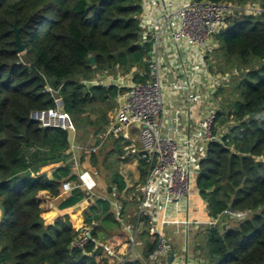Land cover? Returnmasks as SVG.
<instances>
[{
	"label": "trees",
	"instance_id": "obj_1",
	"mask_svg": "<svg viewBox=\"0 0 264 264\" xmlns=\"http://www.w3.org/2000/svg\"><path fill=\"white\" fill-rule=\"evenodd\" d=\"M197 1L244 5L248 0ZM141 15L142 0H0V264H98L102 249L96 227L90 229L94 241L79 249L73 242L84 227L76 228L68 217L45 224L44 196L57 197L62 183L77 176L70 166L71 133L42 128L31 115L56 108L60 99L76 132L91 128L94 134L104 133L120 91L92 82L133 69L145 71L135 73V82L149 79L152 45L149 35L143 37ZM243 16L222 31L219 46L225 64L241 69L237 99L230 115H216L214 139L196 175L210 217L222 219L197 246L205 264H264V19L255 13ZM14 29L24 46L21 54L15 52ZM229 118L234 124L218 138L216 124ZM113 141L112 152L124 155L129 143ZM83 160L90 161V170L98 167L94 152H83L80 164ZM139 170L142 182L143 160ZM113 183L119 193L125 190L116 172ZM82 195L73 189L61 206L77 204ZM96 203L106 217L103 225L115 224L109 203ZM126 205L122 201V210ZM227 210L252 217L228 228ZM99 218L87 214L85 225ZM145 245L147 259L156 242L147 239Z\"/></svg>",
	"mask_w": 264,
	"mask_h": 264
},
{
	"label": "built area",
	"instance_id": "obj_2",
	"mask_svg": "<svg viewBox=\"0 0 264 264\" xmlns=\"http://www.w3.org/2000/svg\"><path fill=\"white\" fill-rule=\"evenodd\" d=\"M174 1L173 7L169 8L167 0H142V17L149 18V26H142L143 37H151V56L149 59V79L146 82H135L128 76L117 77L114 84L120 91L117 97L114 113L109 118V125L102 135L103 139L130 140V133L135 132L139 144V159L145 162L147 171L143 199L147 192L153 191L159 199L157 203L161 207L160 219L155 225L151 219L148 232L156 242L155 251L146 259V264H155L157 257L166 254V240L164 226L169 216L174 211L180 210L182 205L188 203L190 195L196 191L193 185V170L198 169L191 161V152H183L177 140L163 134L162 119L165 112L164 81L170 72L168 68H162L159 59V49L169 45L173 56L181 57L182 53L192 57L207 56L211 49L215 48L214 35L225 25L235 7L223 2H208L197 0H170ZM247 14L253 11H247ZM174 61V59H171ZM207 73L208 71L205 70ZM179 75L187 76L185 68L178 72ZM144 75V74H142ZM178 75V76H179ZM118 76V75H117ZM176 77V76H174ZM97 84L93 81L92 84ZM183 87L178 80L176 88ZM60 99H56V103ZM204 99L189 90L182 100V107L189 110L190 107L202 104ZM216 114L208 115L200 127L203 131V141L208 143L213 140L211 129L215 122ZM31 119L40 123L42 128H59L69 133L75 129L70 116L58 105L54 109L42 112H34ZM171 119H166L168 133H173L170 125ZM74 138L72 137V141ZM72 149L74 148L71 143ZM73 158L70 166L72 170L80 167L79 156L72 150ZM83 185H89L88 180L81 175ZM78 186V185H77ZM75 186L65 181L61 190L71 192ZM159 192L161 197H159ZM174 209V211H171ZM179 212V211H178ZM171 213V214H170ZM224 215L241 217L225 211ZM119 214L117 213V216ZM150 213L145 209L143 201L139 209V218H150ZM221 216L210 217L208 228H215L221 224ZM188 224V221H187ZM136 233L131 237V246L135 243ZM94 241L90 235V229L83 228L80 237L73 242V247L82 249L88 241ZM181 264H205L200 260L185 258Z\"/></svg>",
	"mask_w": 264,
	"mask_h": 264
},
{
	"label": "crops",
	"instance_id": "obj_3",
	"mask_svg": "<svg viewBox=\"0 0 264 264\" xmlns=\"http://www.w3.org/2000/svg\"><path fill=\"white\" fill-rule=\"evenodd\" d=\"M167 3L168 7L172 8L174 1L167 0ZM140 23L142 26L148 27L150 19L147 17L143 18L141 15ZM218 42L219 40L216 38L215 48H219L220 44ZM176 60H179L178 69L176 70V67L169 66L168 70L170 72L164 81V97L168 100V105H165L164 118L162 119L163 134L177 140L183 152L189 149L192 154V150H194L200 162L205 156L208 145V143L203 141V131L200 127V122L208 115L213 113L218 115L220 113L217 106L213 105L214 100L212 98L215 95L213 96L211 93L212 88L215 87L212 79H214L216 74L214 75L210 69V55L192 57L191 55L182 53L181 57H175V61L170 60L171 64H175ZM183 67L187 76H183L184 79L182 80L183 77L178 72ZM134 71L140 75L144 72L145 75V71H141V69H134ZM178 80L183 83V87H178L177 89ZM189 90L200 95L204 101L198 106L194 105L189 110H185L182 107V100ZM171 93H173V96H170ZM168 118L171 119L170 125L173 128V133H168V124L165 123ZM135 134V132L130 133V140L121 139L122 145L125 142L129 143V145L124 146L125 153H127L125 158L136 160L137 169L135 168V170L139 178L134 186L130 187L121 176L126 184L124 191L119 193L116 188L117 193L115 194L112 188L109 187L110 189L107 190V187V193L96 195L97 178L95 175L97 172L84 169L80 165L77 170H73L77 179L69 180L75 186V189L79 188L83 194L82 199L77 204L65 208L61 206L71 196L72 191L64 192L60 190V194L57 197L50 198L44 196L45 198L43 199L42 208L46 222L51 221L53 224L57 219L68 217L76 228H97L98 241L102 249L101 256L97 258L98 264H146V258L143 255L146 240L148 239L151 243L154 241L153 236L148 232V227L151 219L157 225L161 216V207L157 203L159 199L152 191L149 198V207L146 208L150 213V218H145L144 220L139 218L140 205L146 197L143 199L145 179L142 182L140 181L139 144L138 148L133 145V140L137 139V135L135 136ZM71 143L74 145V140ZM124 155H120L122 157L120 160L125 159ZM81 175L88 180L89 185H83ZM126 190H129V192L126 193ZM112 194L115 196L112 197ZM159 197H161L160 192ZM97 200L109 203L108 215L112 217L115 224L103 225L106 217L104 214H101L102 210L98 207ZM122 201L127 203L125 211L122 210ZM133 203L134 205H132ZM127 209L128 212H126ZM171 211H174V209ZM178 211L170 213L169 220L164 226L166 254L164 253L157 257L155 264H181L185 258L201 261V251L197 250V246L202 243L203 233L208 229L210 215L207 204L201 198L198 189L190 195L188 203L182 205ZM117 213L119 214L118 216ZM87 214L93 218H96V215H100V218L99 220H93L91 225L86 226L85 217ZM1 217L2 209L0 207V219ZM135 233V243L131 246L130 239Z\"/></svg>",
	"mask_w": 264,
	"mask_h": 264
},
{
	"label": "rangeland",
	"instance_id": "obj_4",
	"mask_svg": "<svg viewBox=\"0 0 264 264\" xmlns=\"http://www.w3.org/2000/svg\"><path fill=\"white\" fill-rule=\"evenodd\" d=\"M232 6L235 7V9L230 14L225 25L219 30V32L216 35H214V38L215 39L217 38L219 40L218 42L219 44H221L223 40L220 37L222 31L225 30L228 24L234 21L235 19H242L244 17L243 16L244 13H246L247 11L249 12L253 11V13H255V16H261L264 19V0H248L244 5L232 4ZM214 44H215V40H214ZM220 54L221 52L217 47L211 49V52L209 53L210 69L213 71L214 75L216 74L214 76V79H212L215 87L212 88V90L211 89L210 90L212 91L211 93L213 94V96L215 95V97L212 98V100H214L213 105L215 107L217 106L220 112H224L223 115H230L232 109V103H234L237 99V96L234 95V89L236 83L241 78V69L234 68L231 62L225 64V61L222 60V58H220ZM158 55L162 68H168L169 66H171L174 68L176 67L175 68L176 70L178 69L179 60H176L175 64H171L170 62L171 59H174L175 61V56H173L172 50L169 45H165L163 48H160ZM142 74H144V72H142ZM119 76L120 77L130 76L129 79H127L129 81L131 80L132 76L133 77L135 76V71L133 69L129 73L127 72L125 73L123 70H118L117 73L115 74L101 76L100 78H96L95 81L97 83L99 82L104 85H111L116 82L117 77ZM183 79L184 77L182 78V80ZM173 93H171L170 96H173ZM164 102L165 105H168V100L165 99ZM113 113H114L113 110L108 113L109 118L113 115ZM89 116L92 119H94L93 115H89ZM109 118L105 130L109 125V121H110ZM70 120L72 122L71 117ZM232 122L233 121H231V119L229 118L227 123H224L223 125L216 124L218 127L217 128L218 138L224 135L228 130V127L234 124ZM73 126L75 129V133L74 136H72L73 133H71V141L73 137L74 148L72 149L71 147V151L74 150L76 152V154L80 157L79 160L82 158L83 152L85 151L96 153L98 167H95L92 170L97 172V174L95 175L97 178V189L95 191L96 195H101V193H107L106 191L107 187H108L107 190L112 188L113 192L115 194L117 193L116 186L113 183V174L115 172L119 173V175L126 180V182L130 187L135 185V183L138 181L139 178V175L135 170V168L137 169L136 160H133L132 158L126 159L125 157L127 156L126 155L127 153H125L124 155L125 159L120 160V158L122 157L118 155L117 152H112L114 147L113 138L109 137L103 139L102 138L103 133L94 134V131L91 128H84L85 130L84 129L80 131L77 130L76 132V127L74 124ZM97 140H99L100 142L98 144H95ZM136 140H133L134 141L133 145H135V147L138 148V143ZM191 161L193 162L194 165H196L199 162L194 150H192ZM80 165L83 166L82 168L89 170L90 161L86 162L83 160V164ZM101 165L102 166L105 165V168L101 167ZM196 175H197V170L195 171L193 170V174H192L193 185L196 183L195 182ZM151 193L152 191L149 190L147 192L146 198L143 200L145 209L149 207V198L151 197ZM111 196L114 197L115 195L112 194ZM251 217L252 214L248 213L247 215H243L241 217H232L231 219L226 218L225 222L227 223L228 228H235L239 224V222L245 221ZM220 232L223 233V229ZM200 258L202 261H205L203 257L200 256Z\"/></svg>",
	"mask_w": 264,
	"mask_h": 264
},
{
	"label": "water",
	"instance_id": "obj_5",
	"mask_svg": "<svg viewBox=\"0 0 264 264\" xmlns=\"http://www.w3.org/2000/svg\"><path fill=\"white\" fill-rule=\"evenodd\" d=\"M18 30L17 29H14V33H15V44H16V49H15V52H17L18 54H21V53H23L24 52V46H23V44L21 43V41H20V38H19V35H18ZM89 62H90V65L91 66H93L94 65V58L92 57V56H90L89 57ZM57 105L59 106V107H62V101L61 100H59V102L57 103ZM45 224L46 225H50V224H52V222L51 221H47V222H45Z\"/></svg>",
	"mask_w": 264,
	"mask_h": 264
}]
</instances>
